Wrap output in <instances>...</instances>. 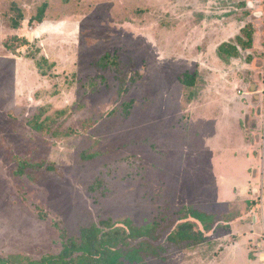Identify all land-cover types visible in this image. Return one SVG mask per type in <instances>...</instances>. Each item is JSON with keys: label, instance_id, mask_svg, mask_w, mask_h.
Instances as JSON below:
<instances>
[{"label": "rangeland", "instance_id": "1", "mask_svg": "<svg viewBox=\"0 0 264 264\" xmlns=\"http://www.w3.org/2000/svg\"><path fill=\"white\" fill-rule=\"evenodd\" d=\"M127 219L164 236L147 264H235L243 239L264 264V0H0V257ZM185 222L201 243L167 240Z\"/></svg>", "mask_w": 264, "mask_h": 264}, {"label": "trees", "instance_id": "2", "mask_svg": "<svg viewBox=\"0 0 264 264\" xmlns=\"http://www.w3.org/2000/svg\"><path fill=\"white\" fill-rule=\"evenodd\" d=\"M46 5L39 10L35 21L42 23L46 13ZM19 22L15 21L14 28L19 27ZM240 45H244L241 41ZM221 55L237 57L238 52L235 46L223 44L219 48ZM38 67L43 76L47 73L43 71L41 63ZM184 84H193V79L189 78ZM64 112H60L63 115ZM38 129V127H37ZM44 163L28 166L21 164L17 174L23 176L29 168H44ZM47 171H54L53 166H47ZM186 219L191 217L207 229V215L191 208H185ZM197 223L185 222L180 224L168 235V241L176 246L185 243H201L204 235L195 231ZM194 229V230H193ZM164 236L159 225L136 226L132 220L127 219L123 223H114L112 220H103L98 224L80 229L79 235L72 237L63 244L62 250L58 254H49L40 260H34L23 255H11L7 258L0 257V264H147L149 259L162 258V253L167 250L160 245Z\"/></svg>", "mask_w": 264, "mask_h": 264}, {"label": "crops", "instance_id": "3", "mask_svg": "<svg viewBox=\"0 0 264 264\" xmlns=\"http://www.w3.org/2000/svg\"><path fill=\"white\" fill-rule=\"evenodd\" d=\"M252 147L253 146H251L250 144H247L246 142H245V140H244V137H243V139H242V147H241V151H239V152H236V153H238V157H235V154H234V157L236 158V159H238L239 161H243L244 162V169L242 170V171H238V172H236L234 175H238V176H241L242 175V177L238 180V182L237 183H235V184H232V181L229 179V190L227 191V192H224V193H226L227 195V197L225 198V199H227V200H231V199H234L235 197H236V195H234L233 194V187L234 186H237V185H241V186H243V185H247L248 184V181L251 179V175H250V173H249V170H250V168L252 167V166H256L255 164L257 163V161H256V159H255V155H254V152H253V150H252ZM233 175V176H234ZM226 179V178H225ZM224 184H227V180H225V182H223V185ZM244 189H246L245 188V186H244V188H242V190H244ZM223 194V193H222ZM247 214H245V215H243L241 218H239L240 220L238 221V222H241V220H243L245 223H246V220H247ZM254 224H256V223H254ZM235 227V226H234ZM240 229V226H238V228H237V230H239ZM255 231H254V233H249V237H248V243H249V239H253L254 240V235H256L255 233H257V234H260L261 232H262V227H261V225L259 224H257L256 226H255V228H253ZM251 235V236H250ZM243 241V242H242ZM241 242H239L240 244H239V246L237 247V248H234V249H237V251H235L236 252V255L235 256H239V257H241L242 256V259H239V258H234L237 262H235V264H255L256 262H255V260L254 259H246V254H247V248H248V245H247V242H245V240L243 239ZM258 243V245H261V242H257ZM247 247V248H246ZM238 251H239V253H238ZM263 256L264 255H262V258H263ZM261 258V259H262ZM260 259V260H261ZM228 260V262H231L232 263V261L231 260H229V259H227Z\"/></svg>", "mask_w": 264, "mask_h": 264}, {"label": "water", "instance_id": "4", "mask_svg": "<svg viewBox=\"0 0 264 264\" xmlns=\"http://www.w3.org/2000/svg\"><path fill=\"white\" fill-rule=\"evenodd\" d=\"M256 87H257V86H256V85H254V86L252 87V90H255V89H256Z\"/></svg>", "mask_w": 264, "mask_h": 264}]
</instances>
